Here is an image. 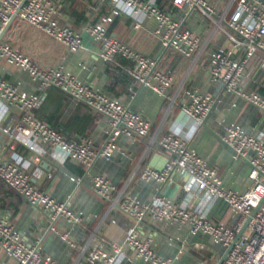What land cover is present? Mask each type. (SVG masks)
Listing matches in <instances>:
<instances>
[{
	"label": "crops",
	"instance_id": "obj_1",
	"mask_svg": "<svg viewBox=\"0 0 264 264\" xmlns=\"http://www.w3.org/2000/svg\"><path fill=\"white\" fill-rule=\"evenodd\" d=\"M51 1L57 8L59 22L76 31H81L84 25L96 22L110 11L106 1ZM153 1L173 18L182 19L184 27L198 35L199 44L192 57L185 58L164 49L153 34L156 23L149 18L138 17L139 25L135 26V18L122 13L108 26V33L153 59L157 68L172 76L171 86L164 96L130 80L125 70L132 65L130 60L116 56L112 62L102 61L98 56L99 44L84 32L81 33L82 48L70 52L15 15L0 40L28 55L42 68L61 65L65 71L107 97L129 106L151 123L146 136L137 139L119 136L116 148L108 159L96 158L90 168L85 169L70 158H63L45 143L37 142L30 149L4 134L3 128L18 120L21 111L0 99V150L3 156L19 155L35 187L58 201L67 202L74 212L81 213L84 218L83 225H70L62 220L54 223L59 231H68L75 244L71 248L49 229L50 222L46 217L0 181V209L10 215L16 230L26 241L32 243L39 240L42 252L59 264H87L85 255L98 238L122 242L126 230L134 222L116 205L110 206V202L92 191L91 177L94 175L104 176L114 184L112 196L118 202L128 194L140 202H148L161 193L176 203L203 206L211 222L232 223V211L221 200L206 203L203 192H197L194 185H187L185 174H172L168 181L160 184L139 178L144 167L159 170L166 163L167 157L159 149L158 140L167 131L178 135L188 148L206 158L216 169L223 187L242 192L250 184L248 164L235 158L230 149L220 142V136L225 126L238 125L264 143V116L252 105L225 91L220 83L210 78L207 70L210 52L217 47H230L222 28L226 29L224 21L233 13L236 0H211L224 18L219 26L194 11L186 14V9L174 6L172 0ZM5 26L0 25V33ZM261 60L262 53L257 51L246 66L247 75L241 82V88L246 92L264 95ZM0 75L17 92H36V83L27 73L1 59ZM189 92L211 93L215 98L210 113L201 125L181 110L188 102ZM32 114L60 130L67 139L90 138L95 150L105 142L109 131L99 113L74 102L52 87L44 91V100L32 110ZM139 233L152 239L153 248L169 259V264H216L224 253L221 245L205 235L190 234L186 226L177 229L171 223L147 220L139 224ZM187 243H194L195 246L189 248ZM123 254L132 258L133 262L120 261L118 264H149L136 260L134 251L127 246L123 247ZM0 264H13V260L0 251Z\"/></svg>",
	"mask_w": 264,
	"mask_h": 264
},
{
	"label": "built area",
	"instance_id": "obj_2",
	"mask_svg": "<svg viewBox=\"0 0 264 264\" xmlns=\"http://www.w3.org/2000/svg\"><path fill=\"white\" fill-rule=\"evenodd\" d=\"M0 0V25L5 26L12 16L54 39L68 51L82 48L81 33H86L99 44L98 56L104 62H112L116 56L128 59L132 65L125 70L134 84L164 96L171 86L172 76L157 68L156 62L135 51L108 33V26L122 13L152 19L156 23L153 31L164 49L174 51L185 58L194 54L199 37L184 27L183 20L173 18L160 9L153 0H98L106 1L110 11L96 22L86 24L76 31L58 20V11L51 0ZM178 8H185L186 14L196 12L208 22L219 26L224 18L218 13L211 0H172ZM136 20L135 26L139 23ZM222 28L230 47H217L210 52L208 74L222 88L256 108L264 116V95L246 92L241 82L247 75L246 66L252 56L260 51L264 68V1L236 0L233 13L224 21ZM0 59L28 74L36 83V92H17L0 75V99L16 107L21 115L11 126L3 128V133L17 139L21 144L33 149L42 142L63 158L81 164L89 169L96 158L108 159L116 148L119 136L140 138L148 134L151 123L129 106L112 99L86 82L65 71L61 65L42 68L28 55L7 42H0ZM56 88L68 95L74 102L84 104L106 121L109 131L105 142L95 150L88 137L67 139L57 128L38 120L32 110L44 100L47 88ZM188 102L182 112L201 125L210 113L215 98L211 93L189 92ZM220 142L228 147L233 156L244 160L249 167V186L242 192L222 185L216 169L208 160L188 148L175 133L167 131L158 140L159 149L167 157L162 169L144 167L139 178L145 182L164 183L172 174H185L187 185H194L197 192H203L206 203L221 200L233 213L231 224L214 223L206 217L203 206L192 207L189 203H176L167 195L156 194L148 202H140L134 196L126 195L119 202L113 198L114 184L106 177H91V189L100 198L117 206L133 219L126 230L122 242L100 237L89 247L85 255L87 264H118L120 261L133 262L123 254V247L134 251V258L149 264H169L152 246V239L142 237L139 224L144 221L171 223L177 229L187 227L190 234L209 237L214 243L227 250L220 264H264V143L238 125L225 126ZM0 181L15 191L23 200L50 222V230L57 234L71 248L75 247L68 231H59L54 223L62 220L70 225H83L81 213L74 212L67 202L58 201L50 194L35 187L29 178L22 158L12 153L3 156L0 150ZM185 186L187 189L188 186ZM190 197L193 198L192 194ZM257 207L256 211L254 209ZM194 243H187L193 248ZM0 251L13 260V264H59L45 255L40 241H26L16 230L10 215L0 209Z\"/></svg>",
	"mask_w": 264,
	"mask_h": 264
},
{
	"label": "water",
	"instance_id": "obj_3",
	"mask_svg": "<svg viewBox=\"0 0 264 264\" xmlns=\"http://www.w3.org/2000/svg\"><path fill=\"white\" fill-rule=\"evenodd\" d=\"M24 1H25V0H23L22 3H23ZM13 17H14V16L11 17V19L9 20V22L6 24V26H5V27L3 28V30L1 31V33H0V40H1V38H2V36H3V34H4V32H5V30H6V28H7V26L9 25V23H10L11 20L13 19ZM263 201H264V199L260 202V204H261ZM256 209H257V207L254 209V212L256 211ZM226 252H227V250L224 251V253L222 254L221 258L218 260V262H217L216 264H220V263L222 262V260H223V258H224V256H225Z\"/></svg>",
	"mask_w": 264,
	"mask_h": 264
}]
</instances>
